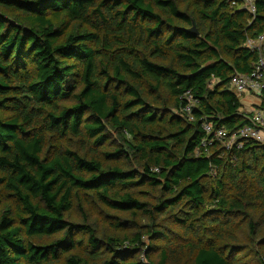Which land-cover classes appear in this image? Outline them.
Segmentation results:
<instances>
[{
    "label": "trees",
    "instance_id": "1",
    "mask_svg": "<svg viewBox=\"0 0 264 264\" xmlns=\"http://www.w3.org/2000/svg\"><path fill=\"white\" fill-rule=\"evenodd\" d=\"M241 4L0 0V264H264V143L201 147L250 123Z\"/></svg>",
    "mask_w": 264,
    "mask_h": 264
},
{
    "label": "built area",
    "instance_id": "2",
    "mask_svg": "<svg viewBox=\"0 0 264 264\" xmlns=\"http://www.w3.org/2000/svg\"><path fill=\"white\" fill-rule=\"evenodd\" d=\"M241 1V8L247 9L253 15L256 14L257 0ZM246 46L252 51L258 52V60L255 68L248 74L236 73L232 75L229 82V89L236 92L240 97L246 94H256L261 97L262 90L264 89V34L259 35L257 38H249ZM182 98L185 103L181 112L192 120V112L198 101L190 91H187ZM245 110L246 113H249L247 109ZM250 113H252L250 123L231 132L225 127L216 129L211 122L204 121L202 123V128L205 131V137L201 142V147L207 151L208 146H210L215 139L224 140L227 148H232L234 146L241 148L247 141L251 140L264 143V108L259 105L253 108ZM201 152L202 151L197 150L198 155L201 154Z\"/></svg>",
    "mask_w": 264,
    "mask_h": 264
},
{
    "label": "rangeland",
    "instance_id": "3",
    "mask_svg": "<svg viewBox=\"0 0 264 264\" xmlns=\"http://www.w3.org/2000/svg\"><path fill=\"white\" fill-rule=\"evenodd\" d=\"M247 95V97H250L251 98V101H249V105L247 106V111L248 112H250V111H252V109L253 108H255V107H257V106H259L260 105V101H261V99H260V97L258 96V95H249V94H246ZM244 97V95H242L241 96V98H243ZM99 206H96V209L98 208Z\"/></svg>",
    "mask_w": 264,
    "mask_h": 264
},
{
    "label": "crops",
    "instance_id": "4",
    "mask_svg": "<svg viewBox=\"0 0 264 264\" xmlns=\"http://www.w3.org/2000/svg\"><path fill=\"white\" fill-rule=\"evenodd\" d=\"M251 97V96H250ZM247 97V95H244L243 98L240 97L242 105L245 109H247V106L249 105V101H251V98Z\"/></svg>",
    "mask_w": 264,
    "mask_h": 264
},
{
    "label": "water",
    "instance_id": "5",
    "mask_svg": "<svg viewBox=\"0 0 264 264\" xmlns=\"http://www.w3.org/2000/svg\"><path fill=\"white\" fill-rule=\"evenodd\" d=\"M188 32H190L192 34H196V35L199 34V32H198V30H197L195 25L193 27L189 28Z\"/></svg>",
    "mask_w": 264,
    "mask_h": 264
}]
</instances>
